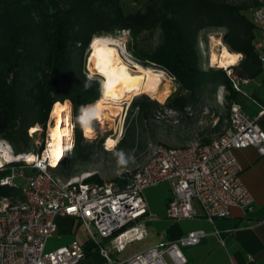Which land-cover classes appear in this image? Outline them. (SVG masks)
I'll use <instances>...</instances> for the list:
<instances>
[{
  "label": "trees",
  "instance_id": "1",
  "mask_svg": "<svg viewBox=\"0 0 264 264\" xmlns=\"http://www.w3.org/2000/svg\"><path fill=\"white\" fill-rule=\"evenodd\" d=\"M261 3L144 0L136 7L128 0H0V138L16 151L27 149L28 127H43L54 102L66 98L80 127L82 108L95 102L99 92L75 58L81 57L94 36L122 30L129 33L127 49L136 62L164 70L177 84L163 105L183 111L203 101V93L211 92L210 83L225 86L230 102L236 90L229 76L220 67L203 68L199 42L207 41L206 30L224 29L229 49L242 54L239 73L249 74L260 64L253 47L258 29L251 10ZM155 33L158 42L151 45L145 35ZM148 104L137 99L132 106L148 112L157 102L149 100ZM221 121L220 117L217 123ZM78 134L72 149L82 158L89 144H82ZM70 162H60L54 169H66ZM6 173L0 171V175ZM85 180L102 181L98 175ZM10 194L16 191L0 187V196Z\"/></svg>",
  "mask_w": 264,
  "mask_h": 264
},
{
  "label": "built area",
  "instance_id": "2",
  "mask_svg": "<svg viewBox=\"0 0 264 264\" xmlns=\"http://www.w3.org/2000/svg\"><path fill=\"white\" fill-rule=\"evenodd\" d=\"M251 19L264 36V4L252 8ZM253 47L264 70L261 38L253 40ZM227 73L234 90H240L242 78L231 70ZM72 114L70 108L71 141L63 152L73 148ZM250 145L264 154V129L234 100L229 102L226 126L217 136L186 146L157 144L143 165L119 181L58 177L52 172L56 157L48 154L46 141L34 160L18 159L20 165L0 164V171L7 170L0 175V187L16 191V195L0 196V264H77L86 252L76 240L45 249L47 238L57 231V215L78 219L108 264H184L187 258L182 246L197 243L205 234L202 229L188 231L178 242L148 246L119 261L109 257L98 237L109 239L120 249L142 238L143 231L130 225L148 214L143 190L161 181L169 183L166 216L174 220L203 216L213 221L228 216L231 206L252 210L253 196L241 179L233 152Z\"/></svg>",
  "mask_w": 264,
  "mask_h": 264
},
{
  "label": "rangeland",
  "instance_id": "3",
  "mask_svg": "<svg viewBox=\"0 0 264 264\" xmlns=\"http://www.w3.org/2000/svg\"><path fill=\"white\" fill-rule=\"evenodd\" d=\"M130 2H132V4L136 7H139L143 4L144 0H128V3ZM261 4H264V0H262ZM259 33L260 32L258 31V35ZM204 35L206 36L207 41L199 42V47L202 53L203 68L207 69L211 67H220L223 71H225L227 76V70H231L234 73L236 71V66L238 65L237 63L231 64L229 67L224 66L227 67L225 69L224 67L213 63L210 57L212 50L217 51L218 49V40H220L223 45L230 50L228 45L223 40L224 29H208L205 31ZM97 36H106L111 38V44L108 46L113 49H118L121 58L126 61L131 68L133 64L138 63L134 60L131 53L127 49V41L129 39V33L127 30ZM145 40L151 43V45H155L158 42V36L156 33L151 37L145 35ZM89 54L90 43L81 54V57L76 56L75 60L76 62H80L83 66L85 78L94 80L97 83V89L100 97L102 77L99 74L91 73L88 69L87 59ZM141 66L157 69L158 73L162 76L160 88L163 89L164 84L167 83L169 87L168 92L164 93L162 99L152 97L147 93H139L131 95L130 99L122 100L119 104L118 102H113L112 105H110L112 112L109 117L108 127H104L97 131L92 137L87 136L86 126L84 125L82 116L81 123L79 120L80 127H77V121L74 114H72L74 124L73 145L79 135L78 132H80V142L82 144H89V147L87 148L88 151L82 158H77L73 149L71 152H63L59 163L69 160L71 161V164L66 169L53 168L52 172L54 174L61 178H87L92 175H98L102 181H117L116 178L120 179V177L124 174H130L143 165L151 154L153 147L157 144H165L168 146H186L195 143H203L205 138L211 139L221 133L226 126L229 114V101L225 97L228 90L225 86L210 83L208 88L211 92L203 93L202 102L191 103L185 107L183 111H178L163 105L166 98L177 88V84L174 82L173 78L164 70L153 66ZM137 99L147 106L149 105V100L155 101L157 104H151V108L148 112H141L137 106H132L133 102ZM62 101L69 102L73 113V105L70 99L66 98ZM93 103H89L85 106H90ZM70 108L68 110V115ZM51 110L52 107L43 127L39 124L32 125L37 127L35 132L30 131L32 126L28 127L27 131L29 138L25 141L27 149L23 151H16L6 140L2 138H0V143L7 145L12 154H24L28 152L33 154L37 152L39 153L44 147L45 142L48 140L49 127L54 124V120L51 116ZM220 117L222 118V121L221 123H217ZM109 136L115 138L116 142L114 145L106 148L105 142ZM120 150H123L125 153L134 154V162H130L127 167L118 166L114 153ZM19 162L21 161L17 159L6 162V164L20 165ZM28 171V169L25 170V172ZM19 182L22 183V185H25V180L23 178H20ZM82 228L83 226L81 225L80 229L82 230Z\"/></svg>",
  "mask_w": 264,
  "mask_h": 264
},
{
  "label": "crops",
  "instance_id": "4",
  "mask_svg": "<svg viewBox=\"0 0 264 264\" xmlns=\"http://www.w3.org/2000/svg\"><path fill=\"white\" fill-rule=\"evenodd\" d=\"M264 43L261 33L257 36ZM239 54V60L242 54ZM234 74L242 78L240 90L233 100L250 117H256L264 129V70L256 63L247 74ZM234 155L241 168V179L253 196L254 206L245 211L231 206L228 216L210 221L203 216L174 220L166 216V201L169 183L161 181L143 190L148 214L130 226L143 231V237L116 248L109 239L99 238L101 246L115 261L123 260L151 245L162 242H178L180 237L191 230L202 229L205 234L193 245L182 246L187 261L184 264H264V154L255 146L235 149ZM57 231L47 238L45 249L52 250L73 240L80 242L85 255L77 264H108L100 249L86 236L81 222L68 215H57ZM171 264V262H169Z\"/></svg>",
  "mask_w": 264,
  "mask_h": 264
},
{
  "label": "bare ground",
  "instance_id": "5",
  "mask_svg": "<svg viewBox=\"0 0 264 264\" xmlns=\"http://www.w3.org/2000/svg\"><path fill=\"white\" fill-rule=\"evenodd\" d=\"M111 40V38L106 36H94L90 41V54L87 59V67L91 73L99 74L102 79L100 97L90 105L95 107L96 115L88 119L83 113V121L88 137H92L97 131L108 127L109 117L112 112L110 105L113 102H118L119 104L122 100L130 99L131 95L139 93H147L152 97L162 99L164 93L169 90L167 83L164 84L163 89L160 88L162 76L158 73L157 69L143 67L138 63L133 64L131 68L121 58L118 49L108 46L111 44ZM217 45V51L212 50L210 56L213 63L223 67L230 66L238 61V53L228 50L220 40L217 41ZM69 108L70 105L67 101H56L52 106L51 116L54 124L49 127L47 140L48 154L56 157L52 166L59 164L58 157L62 155L63 149L67 148L71 141ZM36 130V126H32L30 129L31 132H35ZM115 142L116 139L109 136L105 144L109 147L114 145ZM0 155V164L17 159L32 161L35 158V155L29 152L12 154L8 146L1 143ZM28 157L32 159H28ZM3 158H5V161H3Z\"/></svg>",
  "mask_w": 264,
  "mask_h": 264
},
{
  "label": "clouds",
  "instance_id": "6",
  "mask_svg": "<svg viewBox=\"0 0 264 264\" xmlns=\"http://www.w3.org/2000/svg\"><path fill=\"white\" fill-rule=\"evenodd\" d=\"M82 112L88 119H91L96 115L94 106H85L82 108ZM118 166L127 167L130 162H134L135 156L132 153H125L123 150L114 153Z\"/></svg>",
  "mask_w": 264,
  "mask_h": 264
},
{
  "label": "snow or ice",
  "instance_id": "7",
  "mask_svg": "<svg viewBox=\"0 0 264 264\" xmlns=\"http://www.w3.org/2000/svg\"><path fill=\"white\" fill-rule=\"evenodd\" d=\"M234 62V61H233ZM5 155H7L6 153H5ZM28 159H32L31 157H28Z\"/></svg>",
  "mask_w": 264,
  "mask_h": 264
},
{
  "label": "water",
  "instance_id": "8",
  "mask_svg": "<svg viewBox=\"0 0 264 264\" xmlns=\"http://www.w3.org/2000/svg\"><path fill=\"white\" fill-rule=\"evenodd\" d=\"M0 158H1V156H0Z\"/></svg>",
  "mask_w": 264,
  "mask_h": 264
}]
</instances>
